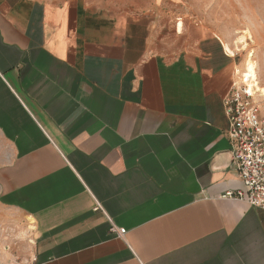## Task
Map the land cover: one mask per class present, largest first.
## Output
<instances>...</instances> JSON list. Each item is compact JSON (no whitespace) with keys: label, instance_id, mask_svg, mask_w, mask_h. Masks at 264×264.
I'll use <instances>...</instances> for the list:
<instances>
[{"label":"crops","instance_id":"crops-1","mask_svg":"<svg viewBox=\"0 0 264 264\" xmlns=\"http://www.w3.org/2000/svg\"><path fill=\"white\" fill-rule=\"evenodd\" d=\"M167 1L0 0V264H264V211L227 197L249 1Z\"/></svg>","mask_w":264,"mask_h":264},{"label":"built area","instance_id":"built-area-1","mask_svg":"<svg viewBox=\"0 0 264 264\" xmlns=\"http://www.w3.org/2000/svg\"><path fill=\"white\" fill-rule=\"evenodd\" d=\"M237 78L223 100L229 121L228 138L231 144L232 163L236 167L243 190L230 192L227 197L246 202L264 211V109L263 91L259 84L248 78ZM124 237L126 230L119 229Z\"/></svg>","mask_w":264,"mask_h":264},{"label":"rangeland","instance_id":"rangeland-1","mask_svg":"<svg viewBox=\"0 0 264 264\" xmlns=\"http://www.w3.org/2000/svg\"><path fill=\"white\" fill-rule=\"evenodd\" d=\"M54 2H65L68 0H52ZM86 6L90 7L94 11H98L102 14H106L117 20H133L144 17L147 14L155 15L156 3L160 6V12L165 14L166 19L167 15L172 14L171 4L166 0L165 5L161 4V0H80ZM184 2L185 13L188 14L187 10L190 13H197L204 11V0H182ZM246 2V20L244 30L239 28V32L236 33L235 40L239 42V37L245 36L247 38L248 47L247 50L241 51L238 48L236 53L237 61L240 64V73L242 77L247 81L249 78L246 74L244 63L247 58V55L251 52L254 53L253 61L257 66V74L259 78V87L264 89V44H261L260 39L257 34L260 32L259 29H256L255 25L259 22H254L248 18L253 17L255 14V6ZM183 5V4H182ZM192 10V12L190 11ZM184 15L183 13L181 14ZM155 18V17H152ZM259 31V32H258ZM250 36V37H249ZM238 39V40H237ZM242 48V46L239 45ZM264 109V102H262Z\"/></svg>","mask_w":264,"mask_h":264},{"label":"bare ground","instance_id":"bare-ground-1","mask_svg":"<svg viewBox=\"0 0 264 264\" xmlns=\"http://www.w3.org/2000/svg\"><path fill=\"white\" fill-rule=\"evenodd\" d=\"M247 38L245 36H241L239 38L238 43L243 45L244 50H247V47H248ZM248 39H250V38H248ZM253 57H254L253 52H251L247 55V58H246L245 63H244V67H245V71H246L247 76L249 78H252V80L256 81L259 84V78H258V74H257V66H256L255 62L253 61ZM261 90L263 91V94H264V89H261Z\"/></svg>","mask_w":264,"mask_h":264}]
</instances>
